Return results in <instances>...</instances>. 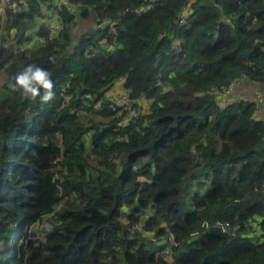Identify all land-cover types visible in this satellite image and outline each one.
Wrapping results in <instances>:
<instances>
[{
    "label": "trees",
    "instance_id": "obj_1",
    "mask_svg": "<svg viewBox=\"0 0 264 264\" xmlns=\"http://www.w3.org/2000/svg\"><path fill=\"white\" fill-rule=\"evenodd\" d=\"M68 1L56 37L20 52L41 0L0 16L15 31L0 48V264H264V0ZM90 18L115 31L77 34ZM27 64L51 73L50 101L8 86ZM237 78L257 100L218 106L212 90ZM120 79L139 112L123 124L106 98ZM196 175L208 187L188 205Z\"/></svg>",
    "mask_w": 264,
    "mask_h": 264
},
{
    "label": "built area",
    "instance_id": "obj_2",
    "mask_svg": "<svg viewBox=\"0 0 264 264\" xmlns=\"http://www.w3.org/2000/svg\"><path fill=\"white\" fill-rule=\"evenodd\" d=\"M154 0H147L143 7L136 9L138 13H144L149 10L152 6V2ZM60 6H65L68 10L72 11L75 9V5L70 3L68 0H41L39 6V16L35 20V25L32 28H29L25 31V39L21 45L16 46V52L23 51L30 46L33 45H43L48 41H52L54 37H56V33L60 29V18L57 15V10ZM27 8L26 0H0V16L5 15L7 11L10 12H20ZM186 10L179 18L180 24L186 23ZM5 19H0V48L1 47H8L15 43L14 35L15 31L12 28L8 29L10 22L6 26ZM116 22L106 20H100L99 22L96 21L94 26L96 27H104L108 26L110 32L115 31ZM47 30L44 34L43 32ZM49 59H54V54H52ZM239 84V79H235L228 83L226 86L213 89L212 93L215 95V103L220 107H225L228 104H233L241 101L252 102L257 100L259 97L258 94H248L246 92L237 91L236 87ZM118 88V91L116 92ZM114 96L113 99L108 98L111 97L108 93ZM116 92V93H115ZM106 98L109 99L112 104H116L117 106H125V109L128 110V115H125L122 120H120V124H123L128 118H132L133 116H137L139 114L136 108L131 107L128 105L129 97L128 92L124 89L123 83L121 86H118L116 82L110 87V89L106 93ZM97 107L100 106V102L96 104ZM135 110L137 112H135ZM130 111L132 114H130ZM121 114V112H119ZM264 117V115H263ZM149 213L146 212L144 218H149ZM144 220V219H143ZM137 227V226H135ZM215 227L228 235L234 234V227L230 225L228 222H215ZM153 238V237H152ZM167 241L169 243H174V236L173 234H169ZM160 254L168 255L170 254L169 248H164L160 251Z\"/></svg>",
    "mask_w": 264,
    "mask_h": 264
},
{
    "label": "clouds",
    "instance_id": "obj_3",
    "mask_svg": "<svg viewBox=\"0 0 264 264\" xmlns=\"http://www.w3.org/2000/svg\"><path fill=\"white\" fill-rule=\"evenodd\" d=\"M8 86L27 98L35 99L39 96L44 102L50 101L55 95L51 73L37 64L25 65L14 74Z\"/></svg>",
    "mask_w": 264,
    "mask_h": 264
},
{
    "label": "crops",
    "instance_id": "obj_4",
    "mask_svg": "<svg viewBox=\"0 0 264 264\" xmlns=\"http://www.w3.org/2000/svg\"><path fill=\"white\" fill-rule=\"evenodd\" d=\"M94 24H95V19L94 18H90V19H86V20L80 21V23L76 27L77 34L82 33L83 31H85L88 28H91L92 26H94ZM122 83H123V79H120V80L116 81V84L118 86H121ZM246 86L248 88L246 91L250 90L251 93H254L256 91V89H259L256 85L247 82L244 78L239 80V84L237 85L236 89H237V91H241L242 92L241 89L246 87ZM117 91H118V88H117L116 92ZM246 91H243V92H246ZM109 93H111V92H109ZM263 115H264V103L261 105V109L258 112L257 116L262 117ZM193 181H194V179L191 180V182H193Z\"/></svg>",
    "mask_w": 264,
    "mask_h": 264
},
{
    "label": "rangeland",
    "instance_id": "obj_5",
    "mask_svg": "<svg viewBox=\"0 0 264 264\" xmlns=\"http://www.w3.org/2000/svg\"><path fill=\"white\" fill-rule=\"evenodd\" d=\"M4 81H5V74H4L3 70H0V85H1ZM247 89H248V88H247V86H246V87L242 88L241 90H242V92H243V91H246ZM246 93L251 94V91H250V90H249V91H246ZM108 95L111 96V97H108V98L113 99L114 96H113L111 93H108ZM108 100H109V99H108ZM135 112H137V111L135 110ZM125 113H127V112H125ZM130 114H132L131 111H130ZM122 119H123V117H121V120H122ZM194 177H195V176H194ZM201 178H202V176H200V175H196L195 178H192V180L194 179L193 182H191V181L187 182V185H186V199H188V200H187L188 205H190V200H189V198L191 197V195H192L195 191L204 192V191L207 189V187H208L206 184H203L202 186L199 185V182H200ZM41 235H42V234H41ZM42 236H43V235H42Z\"/></svg>",
    "mask_w": 264,
    "mask_h": 264
},
{
    "label": "water",
    "instance_id": "obj_6",
    "mask_svg": "<svg viewBox=\"0 0 264 264\" xmlns=\"http://www.w3.org/2000/svg\"><path fill=\"white\" fill-rule=\"evenodd\" d=\"M235 77H240V74L239 73H236L235 74ZM162 242H165V240H163Z\"/></svg>",
    "mask_w": 264,
    "mask_h": 264
}]
</instances>
